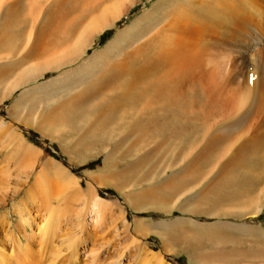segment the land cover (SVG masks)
I'll return each instance as SVG.
<instances>
[{
	"label": "rangeland",
	"instance_id": "374dc122",
	"mask_svg": "<svg viewBox=\"0 0 264 264\" xmlns=\"http://www.w3.org/2000/svg\"><path fill=\"white\" fill-rule=\"evenodd\" d=\"M36 1H23L20 4L21 7L23 3H27L23 5V15L25 10H30V13L19 16V19H14V22L22 21L23 25L24 23L30 25L31 21L34 22L31 18L36 15L28 14H32L33 11L36 13L39 5L43 9L46 3V0ZM92 1L95 3L94 0H82V4L79 0L76 2L68 0L69 6L67 4L64 7V9L66 8L65 12L70 9V11L73 9L74 11L57 13L54 16L55 31L64 32L63 27L65 29L69 23L67 21L74 18V20H79V15L83 18L84 14H88ZM190 1L176 0L175 3L188 6ZM87 2L89 5L86 7L88 10L86 12L84 9ZM36 3L38 5L34 8L33 5ZM84 3L86 4L84 5ZM168 3L170 4V0H136L126 14L116 20L112 26L104 29L103 33L100 32L94 37L92 44L82 56L75 59V62L72 61L74 63L64 64L58 69L48 71L44 76L40 74L41 68L36 67L37 70L33 71L30 67L28 70L25 63L26 65L21 64L20 67H15L12 74L11 71H7L8 74L0 78V81L4 82L11 79L18 80L14 78L16 73L18 75V72H22L21 69L24 70L26 67L27 73L30 72L32 75L34 72L32 75L34 77L30 76L27 80L24 88L26 91L32 86L46 83L63 71L66 72L67 69L76 67L92 53L103 49L121 29L130 27L132 23H138L141 26L140 22H144L152 27L147 28L146 25H142L141 29L146 28V34L145 30L142 33L139 32L140 28L137 32L133 30L132 32H135L131 33V38L146 36L147 33L149 38H139V41L136 40V42H132L133 44L126 42L124 45L123 43L124 46L121 45L122 49L121 46L119 47L117 56L114 58L111 55L107 56L111 68L124 65L127 68L126 71L119 73L109 71L100 78L92 77L77 86L42 98L44 100L38 98L40 102L37 100L35 105L32 102H28V105L23 104L20 111L11 112V114L9 111L12 102L21 92H16L6 101L0 102V122L9 125L8 128L11 132L24 138L27 145H30L35 152L34 162L31 163V160L21 159L14 149L3 150L0 147V217H3L0 219V221L3 220L0 222V224L3 223L0 227V244L4 245H0V249L3 253L5 252L6 260L13 262L16 259L14 254L19 253L11 241L19 230L14 228L17 215L12 211L13 206L23 202L21 208L27 207L24 209L25 212L28 211L25 213L27 217H24L30 223L32 221L31 224H33L26 231L27 233H33L35 225L45 221L47 211L41 188L35 194L32 192L34 186L32 191L29 192V189L32 188L34 184L32 181L42 165L45 162L54 161L60 167L61 173L63 174L66 170L68 176L65 179L61 178L60 182L53 185L52 193L55 194V198L51 200L53 205L68 206L74 216L82 218L89 214V205L93 199L97 196L101 197L99 209L103 220L90 222L91 225H89L92 229L95 226V229L99 230L94 229L95 232L91 230L89 236L91 238H85L86 242L79 240L78 230L75 228L71 230L72 232L74 230L75 235L70 231L73 237L79 235L77 236L79 257L77 256V261H74L76 264H88V262L89 264L93 262V264H107L108 261L109 264L114 261L119 264H127L126 262L131 264L130 260L132 259L139 264V259L145 255L141 252L144 251L148 252L146 255L150 256L157 254L167 264H264V195L262 194V192L264 193V143L259 142L251 147L240 149L243 140H246L247 137L244 135L245 133L236 131L224 133L218 141L212 142L211 138L218 125L227 123L226 121L231 116L229 113L231 102L228 96L226 95L227 100H222L221 106L218 103L215 105L214 96L209 91L212 87L214 67L209 71L207 81L198 77L197 82L195 78L198 72H194L195 78L192 77L193 79L184 82L185 86L188 84L186 87L180 85L181 90L176 89L170 95H167V92L161 94L158 91L159 80L157 78L162 75L163 70L159 68L150 73V56L153 54L157 37L152 40L151 45L148 41L150 35L169 15ZM180 4L177 5L180 6ZM27 5L32 6L28 8ZM154 6L159 7V12H157V8H155L156 11L154 10ZM31 9L33 10L31 11ZM152 9L155 15L151 21L146 23V19H142L145 16H142L147 11L149 15H146L150 17ZM163 9L164 11L166 9L167 14ZM158 14L160 17L157 16ZM156 16L161 21L157 25L155 24V22L157 23ZM41 18L42 16H40ZM137 19L141 21L138 22ZM148 20L150 19L148 18ZM60 25L66 27L63 26L62 29L60 27L61 30H59ZM58 31L56 33L59 34ZM23 32L21 34L26 32L27 37L25 36V38L31 35L29 30ZM21 39L24 38H20L19 42ZM4 41L11 40L5 38ZM9 43L11 44V42ZM138 47L141 49L139 50ZM6 52L2 64H8V62L11 64L10 62L16 59L15 62L19 61L20 51L19 56L11 53L10 50ZM34 59L30 62L41 61L42 56ZM142 69L149 74L138 79L136 73ZM250 69L251 67L246 62L242 68V74L249 75ZM38 74L41 76L35 77ZM200 80H204V82ZM75 94H84V96L74 97ZM28 106H30V110L32 107V111ZM28 113L31 115H28L30 119H24ZM15 115L18 116L15 118ZM39 116H42L41 120ZM39 122L41 127L38 126ZM44 123L50 124L49 127L44 128L42 126ZM236 140L237 143H235ZM8 153L10 154L9 161L4 158ZM27 160L34 164H30L31 167L33 166V169L29 167L31 171L26 168L29 164ZM5 167L8 170L1 171ZM74 187L81 191V196L78 194V200L75 199L74 192H72ZM70 191L72 193L68 195ZM27 195H31L30 198H27ZM82 196L86 200H83ZM256 206L257 209H255ZM3 213H8L10 217L9 226ZM18 222L19 220H17ZM24 222L23 225H28L27 221ZM137 223H140V229H138L139 224L137 225ZM74 224L72 221V225ZM6 225L11 232L15 233L11 234ZM21 227L20 232L23 230ZM103 227L106 229L104 232L101 231ZM115 230L121 237L119 234L114 237L117 233ZM5 234L10 235L9 239ZM121 239L124 240L123 242L126 241V245L122 243ZM97 240L99 243L103 241L106 245L102 243L99 247ZM93 241L94 243H92ZM81 242L82 244H80ZM107 242L109 246H107ZM37 243V241L33 242L32 249H36L34 256L39 263L73 264L70 260L73 247L68 248V246L65 247L66 245L62 243L60 245L57 242L53 246L45 245L40 248ZM65 243L67 244V242ZM132 244L137 245V248L132 246L133 249ZM102 245L106 248L103 249ZM11 246L13 251L16 250L15 253L10 252ZM89 249H91L90 252ZM98 249H101L102 253ZM127 249L128 251H126ZM132 249L135 253L131 251ZM87 251L90 254L98 253H95L97 259L95 255L91 257L90 254H87ZM38 252L41 253L40 256L37 255ZM83 253H86L87 256H84ZM8 254L10 257L14 256L11 257L13 260L9 256L7 257ZM128 254L129 258L124 256ZM133 254H137L136 258ZM118 256L122 257L118 258ZM90 257L96 260L93 261ZM126 257L128 260L125 259ZM137 257L140 258L137 259Z\"/></svg>",
	"mask_w": 264,
	"mask_h": 264
},
{
	"label": "bare ground",
	"instance_id": "6f19581e",
	"mask_svg": "<svg viewBox=\"0 0 264 264\" xmlns=\"http://www.w3.org/2000/svg\"><path fill=\"white\" fill-rule=\"evenodd\" d=\"M39 1L41 0H37L36 2H39ZM67 1L68 0H46L45 6L43 7V9H42V6L40 5L38 6L39 8L37 10L38 13L37 11L36 13H33L34 12L33 11L31 12L32 14H28L30 16L36 15L31 18L33 19L34 22L31 21L30 25L29 24L25 25L26 23H24L23 25V22L15 23L14 21L19 19V16H20L19 14H21L20 10H22L23 5L27 3H23L21 7L20 4H22L23 2L21 0H0V13H1L0 14V27H3L4 25H7V23H9L10 28L12 30L10 31L11 35L16 34V33H21L22 30L23 31L29 30V32L31 33V35L28 36V38H26L24 42H23L24 39H22L21 42H23L24 45H21L20 47L17 46V49L20 48V50L19 49L18 50L16 49V50L21 52L20 58L18 57L19 61L15 62L17 60L16 59L15 61L10 62L11 64H9V62L8 64H2L1 63L2 61L0 62L1 63L0 64V78H3L2 76L7 75L8 74L7 71L8 72L11 71V74H12V72H14L13 69L15 67L17 68V66L19 65L21 66V64H25V63L27 64L25 65L28 66V70L30 69V67L33 71H36L37 68H41L42 71L40 74L43 76L48 71L58 69L62 65L71 63L72 61L75 62L76 61L75 59H77L78 57L80 58V56H82V54L86 51V49L92 44L94 37L98 33L100 34V32H102L104 29L108 28L109 26H112L116 20H118L122 15L126 14L129 11V9L133 6L136 0H98V1L94 0L95 3H93L92 1V3L90 4L91 8L88 6V9L90 8L89 11L86 10V7L87 5H89V3L88 2L87 4L84 3V5L86 4L84 10L86 12L88 11L87 12L88 14H84L85 16L83 15V18L82 16L78 14L80 17V18L78 17L79 20L78 19L74 20L75 18L71 20L69 18L70 21H67V23L69 22L70 24L68 23V25H66L67 27L63 25L66 27L65 29L62 26L64 32H60L58 30L55 31V28L53 27V22L55 19L54 16H56L57 13H61V14L62 12L67 13L68 11L71 10L70 9L67 12H65L66 8L64 9V7H66L67 4L69 6V3H67ZM76 1L77 0H75V2ZM79 1L82 4V0H79ZM24 2H27V0ZM175 2L176 0H170V4L168 3L169 10H167L169 15L167 16V18H165V20L161 23V25H159L155 29V31L150 35V40L148 41L151 45L152 40L157 37V42L155 43L153 47V54L150 56V73L151 71L157 70L159 68H162L163 70L162 75L157 78L159 80L157 83L158 91L161 92V94L167 92V95H170L171 93H174L176 89L178 91L181 90L180 85L185 86V84L183 83L188 82L189 79L194 77V72H198L197 77L196 78L194 77L195 80L199 77V79L203 78L204 80L207 81V79H209V71L211 70L212 67H214L213 69L214 76H212V80H211L212 89L210 88L209 91L213 94L212 96H214L215 105L216 103H218V105L221 106L222 100L223 99L227 100V96H228V99L231 102L230 112H229L231 116H229L230 119L228 118L229 120L226 121L227 123L220 124V126L218 125V127L215 130L216 132L211 138L212 142L214 143L215 141H218L219 138L223 137L224 133L226 134V133H229L230 131H236L239 133L240 132L245 133L244 135H246L247 137L246 140L245 139L243 140L244 142L241 145L240 149H243L245 147H251L259 142L264 143V0H191L188 3V6H183L180 3H177V4H180L179 6ZM37 5H38L37 3L33 5L34 8ZM27 6L28 8H30L32 5L30 6L27 5ZM159 7H160V10L162 11L161 5ZM159 7L154 6V10L155 8H157L156 10L157 12H159L158 11ZM162 7L165 8L164 6ZM71 8H74V7H71ZM75 8H77V6ZM33 9H31V11ZM28 11L25 12L24 15L27 13H30V10ZM72 11H74V9ZM85 11H82V12H85ZM165 11L164 13L167 14ZM40 12H41V15H40ZM152 12L150 13L151 15L153 14V16L150 15L151 18L146 15L148 14L147 11H146V14L142 16V17L145 16L146 18L145 17L144 18L141 17V18L146 19V23L148 21H151V19L155 15L153 9H152ZM40 16H42L41 19H40ZM157 16H159V14ZM9 17L11 19L10 20L11 22L7 20ZM159 17H157V23L155 22L156 25L160 21L158 19ZM148 18L150 20H148ZM137 21L139 22L141 20L137 19ZM153 21L154 20H152V22ZM137 24L138 23H132L130 27L128 28L125 27L124 30L121 29L117 34L115 33L116 34L115 37L111 41H109V43H107V45L103 49L96 51L95 53H92L91 56H89L85 61L81 62L76 67L70 70L67 69L69 71L67 70L66 72L63 71L64 73L63 72L60 73L58 76L51 78L50 80H48L46 83H43L42 85L32 86V88L30 89L26 88L27 89L26 91L22 89L20 91L21 94L19 93V95L15 98L14 102H12L9 114H11V112L15 113V112L20 111L21 107H23L26 104L28 105V102L30 103L32 102L33 105H35L34 103L37 102V100L39 101V99L47 98L63 90L65 91L68 88H72L74 86H77L81 83L86 82L88 79L92 77L100 78V76L106 75L109 71L110 72L115 71L116 73H119L120 71H126L127 68L124 65H121L114 69L111 68V63H110V60H107V56L111 55L112 58L117 56L119 47L123 45V43L124 45L126 44V42L133 44L132 42H136V40H138L139 38L140 39H142V37L149 38L148 33L146 36L141 35V36L135 37L134 36L135 34H134L133 38L130 37L135 32V31L132 32L133 30H136L137 32L139 28L141 29L142 25H146L144 24V22H140L141 26L138 24L139 27L137 28ZM155 24L153 22V25ZM69 25L70 27L68 28ZM149 26L151 27V25ZM149 26L146 25L147 28H149ZM60 27L61 25L59 26V30L62 29V27L61 29ZM144 30L141 29V31L139 32L142 33V31ZM57 31L60 33L59 34L56 33ZM145 34H146V30H145ZM13 40L15 39L13 38ZM12 43L13 42H11V45ZM4 48L6 49V47ZM121 49H122V46H121ZM140 49L141 47L139 48V50ZM40 55L42 56V60L35 62L36 60L34 58L39 57ZM32 59L35 60L33 61V63H36V64H33L32 62H30V60L32 61ZM27 61H29L30 63H28ZM246 62L248 66L251 67V69H250L249 75L244 76L242 74V71H243L242 68ZM21 71L22 72L19 71L20 73L18 72L17 77L19 79L22 78L23 80H25L24 78H26V80H29L30 76L34 74V72L32 75L30 72L27 73L26 67L24 70L21 69ZM39 72L40 71L38 69V73ZM136 74L139 79L140 77L146 74H149V72L143 71L142 69L141 71H138ZM16 75L14 78L18 79ZM41 75L38 74V75H35V77L41 76ZM204 80L203 81L200 80V81L204 82ZM16 82H13V84ZM21 82L23 83L22 80ZM22 83H20V86ZM193 85L195 86V84ZM95 86L96 84L94 85V87ZM14 87L17 88L16 84L12 88L7 87L6 89H9L11 91L14 89ZM3 91L4 90H1L2 93ZM10 91L8 93H10ZM4 92H6V90ZM203 93H207V92H203ZM78 96H84V94L74 95V97H78ZM210 97H211V94H210ZM212 103L214 102L212 101ZM29 107L30 106H28V108ZM30 111H32V107ZM18 115H15L14 117L16 118ZM28 115L29 113L24 116V119H27L29 118V116H31V115L29 116ZM39 117L41 120L42 116H39ZM44 117L46 116L44 115ZM40 122L38 126H40ZM49 125L50 124L48 123H44V125L42 126L46 128V127H49ZM8 126L9 125L3 122H0V127H1L0 128L1 129L0 130L1 131L0 132V147H2L1 149L3 150L14 149L16 151L15 153L18 156H20L21 159L24 158V159L31 160V163H32L33 158L35 156L34 149L30 145H27L28 143H26L27 141H25L24 138L19 136L17 133L11 132ZM235 143H237V140ZM241 143H242V140H241ZM9 155L10 154L8 153L4 157L7 161L10 160ZM24 161L26 162V160ZM31 163H29L28 165H30ZM28 165L26 166V168L27 170H30L33 167V166L31 167V165H34V164H31L30 166ZM29 167L31 168L29 169ZM7 170L8 168L5 167L1 171L6 172ZM65 171L62 174L61 173L62 171L57 163L55 164L54 161L53 162L48 161L42 165V167L38 171L39 173L36 175L35 179H33L34 181L32 182H34V184L32 185V188L29 189V192L30 190L31 191L33 190V186H34V191L32 192L34 194L37 193V191L41 188L42 195L44 196V205L47 211L44 223L42 224L38 223L37 225H35L36 228H35V231H32L33 233L28 232L30 233L28 234L26 232L29 228L32 227L31 225L33 224H31L32 221L30 223L29 220L25 219V217H27L25 216V213H27L28 211L27 209H26L27 212H25L24 210L26 206H24V209L21 208L23 207V205L21 206L23 202L18 205H14L12 209V211L16 213L17 215L16 219L19 220L18 223H17V220H16V224L13 223L14 228L19 229L17 234H14L15 232L14 233L11 232L10 229L7 227V225L9 224L8 222L10 221V217L8 216V213L7 214L3 213L4 219L7 222V225H6L7 229L11 232V234L15 235L13 239H11V241H13L14 243L13 247H16L17 252L19 253L14 254V256H16L15 257L16 259L14 260L11 258L14 256H11V257L9 256L10 253L7 255V257L9 256L13 260V262H11L10 260L9 261L6 260L5 259L6 257L4 258L5 252L3 253L2 249H0V264H37L39 263L38 259H36V257L34 256L36 255L34 254V251H36V249L35 250L32 249L33 248L32 244L34 241L38 242L37 246H40V248H42V246L44 247L45 245L53 246L57 242L60 245L61 243L66 245L65 247L68 246V248L73 247L71 248L72 252L70 253L71 254L70 260L73 264H76V262L74 261L75 260L77 261V256H78V251H79L78 250L79 243H78V238H77V236L79 235L73 237V235H75L73 233L74 230L73 232L71 230L73 228L78 230V234L80 233V236H79L80 241L86 242L87 238H91L89 237L91 234V230H94L96 227L93 226L94 227L93 229L89 227V225H91L90 222L93 223V222H96L97 220L98 221L103 220V218L100 215V209H99V204L101 203V197L99 196L97 197L95 196L96 198L94 197L95 199H93L92 203L89 205V211H90L89 214L86 217H82V218H77L76 216H74L71 213L72 210H70L68 206L61 207V206H58L57 204L53 205V203H51V200L55 198L54 197L55 194L52 193L53 185L57 182H60L62 179H65L66 176H68V174ZM76 188L77 187H74L72 191L74 192L75 199L79 197L80 192H81L79 188L78 189ZM14 191L16 192V190ZM72 192L70 191L68 195ZM262 194L264 195L263 192ZM30 196L27 195L26 197L30 198ZM78 199L79 198H77V200ZM66 200L68 201L67 195H66ZM83 200H86L85 197L83 198ZM255 209H257V206ZM258 210H260V208H258ZM28 216L30 217V215ZM73 217H76V218H73ZM1 218L3 217H0V219ZM1 221L3 222V220ZM24 221L25 222L29 221L28 225L27 224L23 225ZM72 221L75 223L74 225H72ZM21 223H22L23 228L21 227ZM1 224H0V227H1ZM138 224H139L138 229H140L141 228L140 223H137V225ZM20 227L21 229H23L21 230V232H20ZM102 229L103 230L101 231L103 232L104 230H106L104 229V227ZM10 232L8 233L10 234ZM116 232L117 230H115V233ZM70 233L73 235H71ZM118 234L119 233L117 232L116 235H114V237L115 236L117 237ZM8 236L10 237V235H7V237ZM3 237H6V236H3ZM75 238L77 239L75 240ZM93 238L95 239V237ZM98 241L99 240H97V242ZM123 241L122 243L125 244L126 241L125 242ZM65 242H67V244ZM97 242L96 244L98 245L99 242L98 243ZM13 243L11 245H13ZM92 243H94V241ZM102 243H99V247H100V244ZM131 243H134V242L131 241ZM80 244H82V242ZM1 246H4V245H1ZM95 246L96 245L94 244V248ZM107 246H109L108 242H107ZM116 246H119V245H116ZM132 246L134 247L135 245L132 244L131 247ZM129 247H130V244H129ZM40 248L38 250H40ZM104 248H106V246H103V249ZM120 248H121V245H120ZM12 249L13 248L11 246L10 252L15 253L16 250L14 249L13 251ZM91 249H89L88 251L90 252ZM133 249L131 251L135 253ZM88 251L86 253L90 254L88 253ZM99 251H101V249ZM126 251H128V249ZM40 252H38L39 254L37 253V255L40 256L41 255ZM69 252H70V249H69ZM95 253L94 254L91 253L90 256L92 257V255H95ZM100 253H102V251ZM141 253L142 254L145 253L146 255V253L148 252L144 251ZM85 254L84 256H87V254L86 255ZM136 255L133 254L135 258H136ZM145 255L142 256L141 258L137 257V259L140 258L139 264H167L163 260V258L158 256L157 254L155 255L153 254V256H150V255L145 256ZM67 256H65V258H67ZM95 256H96L95 258L97 259V255ZM124 256L128 257L130 255L128 254ZM120 257L118 256V258ZM127 257L125 259L128 260L129 257L128 258ZM96 259H93V261H95ZM102 260L104 261L103 258ZM130 261H131V264L137 263V262H134L133 259ZM97 262H100V261H97ZM114 263L119 264V262H115V261L111 264H114ZM126 263L129 264L128 262ZM39 264H42V263H39ZM107 264H109V261Z\"/></svg>",
	"mask_w": 264,
	"mask_h": 264
},
{
	"label": "crops",
	"instance_id": "0c3cea01",
	"mask_svg": "<svg viewBox=\"0 0 264 264\" xmlns=\"http://www.w3.org/2000/svg\"><path fill=\"white\" fill-rule=\"evenodd\" d=\"M22 1H25V0H22ZM21 12V14H19L20 16L22 15L23 16V12H24V10H20ZM26 12V11H25ZM1 14V13H0ZM9 22H11L10 20V17L7 19ZM22 22V21H21ZM8 26V27H7ZM10 31H12L11 30V28H10V25H9V23H7V25H4L3 27H0V62L1 61H3V59H5L4 58V56L6 55V54H8L6 51H8V50H10L11 51V53H16L17 55H18V53H19V51H17L18 49L20 50V48H18L17 49V46L18 47H20L21 45H24L23 44V42L26 40V38H25V36H26V32H25V34H23L24 32H23V30H22V34H23V36H21L22 34L21 33H16V34H10ZM25 31V30H24ZM3 33H5V34H3ZM27 37V36H26ZM5 38H9L11 41H9V42H13V44L11 45L9 42H5L4 41V39ZM13 38L15 39V40H13ZM20 38H24V40H23V42H21L22 41V39L20 40V42H19V39ZM13 40V41H12ZM3 41V42H2ZM16 41V42H15ZM5 43H6V45H5ZM2 44H4V45H2ZM7 44H8V46H7ZM15 45V46H14ZM4 47H8L9 49H5ZM17 49V50H16ZM15 50H16V52H15ZM6 52V54L4 55V53ZM3 54V55H2ZM2 63V62H1ZM0 63V64H1ZM19 70V69H18ZM47 73V72H46ZM18 75H16V77H17ZM44 76V75H43ZM18 78V77H17ZM16 79V78H15ZM23 81V83L21 82V80ZM18 78V80H9L8 82H4V81H0V102H4V101H6L9 97H11L13 94H15L16 92H20L21 91V88H25L26 87V84H27V80H26V78H24L25 80H23L22 78ZM17 81V82H16ZM20 81V82H19ZM13 82H16V83H14L13 84ZM20 83H22L21 84V86H20ZM15 84H16V87L17 88H15L14 87V89L13 90H9V89H6L7 87L8 88H12L13 86H15ZM10 85H12V86H10ZM10 86V87H9ZM1 90H6V92H4L3 91V93L1 92ZM10 91V93H8L9 91ZM20 90V91H19ZM8 91V92H7ZM4 93H6V94H4Z\"/></svg>",
	"mask_w": 264,
	"mask_h": 264
}]
</instances>
